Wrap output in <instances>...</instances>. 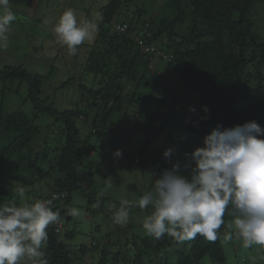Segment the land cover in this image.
<instances>
[{
    "label": "trees",
    "instance_id": "16d2710c",
    "mask_svg": "<svg viewBox=\"0 0 264 264\" xmlns=\"http://www.w3.org/2000/svg\"><path fill=\"white\" fill-rule=\"evenodd\" d=\"M33 1L38 0H10V8L15 15ZM124 1L130 0H109L95 20L96 37L81 64L78 92L83 99L79 98L73 107L60 110L43 96L50 88L47 84L43 90L45 81L57 69L55 59L52 70L46 73L30 71L21 62L0 66V204L19 205L17 187L37 182L40 188L32 194L33 200L48 198L54 191L67 193L63 200L52 201L60 222L68 216L75 191L87 198L90 212L103 209L106 197L91 184L83 185V176L74 168L84 152L76 125L79 118L92 133H107L109 121H114L109 137L114 146L111 159L115 150L124 146L130 128L145 131L138 153L150 155L156 170L154 179L174 163H179L181 174L187 175L192 161L186 153L203 146V137L214 128L222 130L248 121L264 127V17L262 23L256 17L257 8L264 12V0H166L156 14L142 6L135 13L143 18L130 19L121 14ZM16 21L11 23V31ZM123 21L128 22L127 31L112 29ZM133 31L148 33L142 39L156 51H143L129 36ZM16 37V32L8 33L7 41L13 39L17 44ZM12 45H0V55H8ZM153 54L171 57L164 72L177 74L180 80L157 72L153 88L142 93L140 88L151 72ZM88 74L96 79L91 86L84 82ZM71 81L73 78H68L62 84ZM8 92L20 96L22 103H29L33 115L21 108L6 109L3 97ZM40 115L51 117L52 124L61 123V134L53 146L43 136L41 147L36 149L41 130L52 125L40 126L36 121ZM169 148L172 155L166 158L163 153ZM231 219L226 211L225 223ZM47 232L49 239L43 251L49 264L84 262L81 256L88 250L99 251L98 260L92 264H201L206 255L218 263L227 259L224 226L215 242L197 235L194 240L178 244L166 234L159 240L133 234L128 239L132 248L118 245L114 251L109 248L111 239L107 236L100 243L79 244L76 257L68 245L75 229L61 228L58 232L55 223L48 226ZM129 248L132 252L124 250ZM162 253L173 255L174 260Z\"/></svg>",
    "mask_w": 264,
    "mask_h": 264
},
{
    "label": "clouds",
    "instance_id": "9594fccd",
    "mask_svg": "<svg viewBox=\"0 0 264 264\" xmlns=\"http://www.w3.org/2000/svg\"><path fill=\"white\" fill-rule=\"evenodd\" d=\"M14 20L10 0H0V45L6 46ZM124 23L128 26L127 21ZM51 31L59 45L66 47L69 55H75L78 46L93 41L97 23L78 22L75 12L68 9ZM134 35L142 39L148 33L133 31L129 34L142 49ZM152 51H156L155 47ZM164 58L172 59L165 55ZM133 128L124 139V145ZM120 149L115 150L110 162L116 164L124 157L125 149L122 145ZM143 155L136 153L134 161L139 162ZM163 155L171 157L172 149H165ZM186 155L192 161L187 175L181 174L179 163L164 169L149 191L134 200L121 198L118 205L109 206L112 222L125 226L130 222L132 209H150L142 218V228L156 240L166 234L183 244L200 235L215 242L224 226L226 241L235 236L244 248L264 247V127L256 121H248L222 130L214 128L203 137V146ZM147 160L150 163V159ZM112 187L109 181L106 189ZM26 191L24 186L17 187L19 205L0 204V264H49L43 251L49 239L47 228L55 223L56 231L63 228L60 213L52 209V201L63 200L67 193L54 191L48 198L28 203L23 201ZM54 193L65 195L57 197ZM104 194L102 191L101 195ZM226 211L232 217L227 224ZM67 214L66 220L80 213L76 208H69Z\"/></svg>",
    "mask_w": 264,
    "mask_h": 264
},
{
    "label": "rangeland",
    "instance_id": "374dc122",
    "mask_svg": "<svg viewBox=\"0 0 264 264\" xmlns=\"http://www.w3.org/2000/svg\"><path fill=\"white\" fill-rule=\"evenodd\" d=\"M108 1L109 0H38L31 2L26 8H21V12L15 14L17 24L13 28V31H9L10 35L16 32L17 37L15 39L18 43L15 44L13 39L7 41L8 47L12 42V49L9 53L6 52L9 56L5 54L0 55V66L5 63L21 62L30 71L46 73L51 69V62L55 59L57 69L54 70L52 74L50 73V79L45 81L43 90L47 87V84L50 88L47 89V93H43V96L48 97L55 107L60 110L73 107L79 98L82 99V95L78 92V84L80 83L83 72L81 64L91 51L93 41L83 43L78 46V51L75 55H69L66 47H62L56 41L51 29L61 14L68 9L75 12L78 22H95L101 12V8H103ZM165 1L166 0L124 1L121 14H124L125 18L129 19L133 16H135L134 18H138V16L141 15L136 14L135 11L142 6L147 7L150 14H156ZM147 15L149 14L145 16ZM141 17L143 18V16ZM256 17L259 23H262L264 17L262 9L257 8ZM95 37L96 33L94 39ZM166 64L167 60L161 55L153 54L150 64L151 72L147 73V79L143 81L144 83L140 88L142 93H146L153 88V80L157 72H162L161 75H163V77L171 76L175 81L180 80L177 74L168 71L164 72ZM92 77L93 76L89 74L85 75L84 82L91 86L92 82L96 80ZM68 78H73V81L69 84H62V82ZM3 101L6 109L21 108L29 115H33L32 107L29 103H22L21 97L16 94L8 92L3 97ZM36 121H38L42 127L48 126V123H53V119L48 115H40L39 119H36ZM113 123L114 121H109L107 130L110 131H107V133L99 131L92 133L85 121H82L80 118L76 119V125L79 129V138L83 140L81 146L84 152L81 161L76 162L74 168L83 176V185L86 183L91 184L96 190L100 192L105 191L103 196L106 197V202L103 209L95 210V212L92 213L88 210L87 198L75 191L69 208L78 209L80 214L75 217L72 216L67 220L65 218L61 219L63 231L70 228L75 229L76 233L74 237L68 242V245H70L73 250H76L81 243L87 244L91 241L100 243V240L107 236L111 239L109 248L112 251L118 249L119 246L126 248L127 244V247L132 248L131 243H128V239H130L133 234L138 237L148 236L142 228V218L150 209L145 211H141L138 208L132 209L130 222L125 226L115 225L111 219L109 206L113 203L118 205L121 198L134 200L143 193L149 191L154 183L153 175L156 171L153 169L151 157L147 153H144L139 162L134 161L136 153L139 152V149L145 141V131L140 127H134L132 129L127 143L123 146L125 149L124 157L118 160L119 163L110 165L108 169L103 168L108 156L114 151V146L109 138L112 134L111 128L114 127ZM60 134L61 123L52 124L49 129H42L41 135L37 140L38 144L36 143L35 146L36 149L41 147L40 143L43 140V136L46 135L48 144L53 146L52 144L55 142L56 138L60 137ZM116 139L117 141L119 140L120 143L122 142L119 136H116ZM155 143L156 142L151 144V147H153ZM147 159H150V163ZM92 168L94 169L93 172H91ZM109 181L112 182L113 187L111 189H106V185ZM39 188L40 185L37 182L30 187H26L29 193H25L23 201L28 203L33 202L32 194L38 192ZM31 189L33 191H30ZM42 190L45 191V189ZM223 241V247L227 257L226 261L224 263L214 262L206 255L201 260V264H264V247L254 245L249 248H244L242 241L236 237L231 241H226L225 239ZM169 248L171 251L173 250V246ZM73 250H71L70 253L73 257H76V252ZM124 250L132 252L130 248ZM88 252L89 253L81 256V258L85 260L84 262L82 260H76L75 264H92L98 260L99 251L88 250ZM162 255H167L169 259L174 260L173 255L165 253H162ZM108 259L111 261L110 258ZM150 263L155 264L158 263V261H151Z\"/></svg>",
    "mask_w": 264,
    "mask_h": 264
},
{
    "label": "built area",
    "instance_id": "2783aa9c",
    "mask_svg": "<svg viewBox=\"0 0 264 264\" xmlns=\"http://www.w3.org/2000/svg\"><path fill=\"white\" fill-rule=\"evenodd\" d=\"M127 27H128L127 23H117L114 26V30L118 31V32H124V31L127 30ZM135 39L138 40L139 44L142 46V49L144 51H152V50H154V48L152 46L145 45L144 41L138 35L135 36ZM135 160H137V159H135ZM54 194H56L57 197H59V196L63 197L65 195L64 193H61V194L60 193H54Z\"/></svg>",
    "mask_w": 264,
    "mask_h": 264
},
{
    "label": "crops",
    "instance_id": "0c3cea01",
    "mask_svg": "<svg viewBox=\"0 0 264 264\" xmlns=\"http://www.w3.org/2000/svg\"><path fill=\"white\" fill-rule=\"evenodd\" d=\"M109 158L111 159V156H109ZM107 159V158H106ZM119 163V161L116 163V164H118ZM114 163H112V161L110 162V160L109 159H107L106 161H105V164H104V166H103V168L104 169H108L109 167H110V165H113ZM151 167V166H150ZM94 171V170H93ZM91 172H92V170H91ZM153 179H154V175H153Z\"/></svg>",
    "mask_w": 264,
    "mask_h": 264
},
{
    "label": "water",
    "instance_id": "95a60500",
    "mask_svg": "<svg viewBox=\"0 0 264 264\" xmlns=\"http://www.w3.org/2000/svg\"><path fill=\"white\" fill-rule=\"evenodd\" d=\"M82 99H83V96H82Z\"/></svg>",
    "mask_w": 264,
    "mask_h": 264
}]
</instances>
